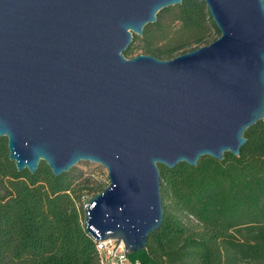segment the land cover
Wrapping results in <instances>:
<instances>
[{
	"label": "water",
	"instance_id": "water-1",
	"mask_svg": "<svg viewBox=\"0 0 264 264\" xmlns=\"http://www.w3.org/2000/svg\"><path fill=\"white\" fill-rule=\"evenodd\" d=\"M183 0H0V138L18 171L103 166L96 241L147 246L164 222L159 166L235 157L264 121V0H205L221 37L172 60L127 58ZM2 187L0 186V193ZM119 244V243H118Z\"/></svg>",
	"mask_w": 264,
	"mask_h": 264
},
{
	"label": "trees",
	"instance_id": "trees-1",
	"mask_svg": "<svg viewBox=\"0 0 264 264\" xmlns=\"http://www.w3.org/2000/svg\"><path fill=\"white\" fill-rule=\"evenodd\" d=\"M211 32L221 37L205 0H183L160 11L143 36L134 35L125 55L169 60L203 47ZM244 136L239 157L226 153L223 161L203 157L196 167L159 166L164 222L132 259L264 264V121ZM92 177L78 168L55 176L45 162L34 174L18 171L8 139L0 138V264H99L82 197H97L107 186Z\"/></svg>",
	"mask_w": 264,
	"mask_h": 264
},
{
	"label": "built area",
	"instance_id": "built-area-1",
	"mask_svg": "<svg viewBox=\"0 0 264 264\" xmlns=\"http://www.w3.org/2000/svg\"><path fill=\"white\" fill-rule=\"evenodd\" d=\"M88 199V196L82 197L86 209ZM96 250L99 264H142L139 260L132 259L129 252L126 254V247L122 241L115 239L96 241Z\"/></svg>",
	"mask_w": 264,
	"mask_h": 264
},
{
	"label": "rangeland",
	"instance_id": "rangeland-1",
	"mask_svg": "<svg viewBox=\"0 0 264 264\" xmlns=\"http://www.w3.org/2000/svg\"><path fill=\"white\" fill-rule=\"evenodd\" d=\"M219 38H220V35H217L216 32H211V35L208 37L207 44H205L203 46H208ZM187 50H189V49H184V50L178 51L174 58L182 55L183 52H185ZM127 58L131 59V58H133V56L127 57ZM174 58H172V59H174ZM172 59H169V60H172ZM75 168H78L79 174L83 173L87 177L93 175L92 179H94V181L96 183H102L105 186H107V188H108V186L110 184L109 175H108V171L103 166L96 164V163H91V162H80L71 170H73ZM85 193H86V195H88L90 197V201L95 197V194H93V193H87V192H85ZM90 201H88V202H90Z\"/></svg>",
	"mask_w": 264,
	"mask_h": 264
}]
</instances>
